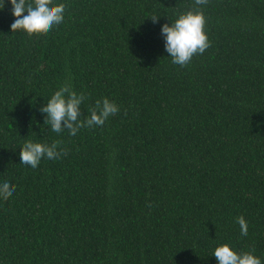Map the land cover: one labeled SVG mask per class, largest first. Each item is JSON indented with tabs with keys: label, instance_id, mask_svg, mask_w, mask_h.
I'll return each instance as SVG.
<instances>
[{
	"label": "trees",
	"instance_id": "trees-1",
	"mask_svg": "<svg viewBox=\"0 0 264 264\" xmlns=\"http://www.w3.org/2000/svg\"><path fill=\"white\" fill-rule=\"evenodd\" d=\"M54 2L49 30L12 32L0 11V179L16 185L0 264H216L221 244L264 264V0ZM190 10L210 46L181 67L160 27ZM65 84L81 119L102 98L119 111L52 132L40 109ZM25 141L60 155L33 169Z\"/></svg>",
	"mask_w": 264,
	"mask_h": 264
},
{
	"label": "clouds",
	"instance_id": "clouds-1",
	"mask_svg": "<svg viewBox=\"0 0 264 264\" xmlns=\"http://www.w3.org/2000/svg\"><path fill=\"white\" fill-rule=\"evenodd\" d=\"M11 8L13 19L10 23L12 32L26 29L28 31L49 30L63 23L65 4L54 0H6ZM197 5H203L207 0H195ZM5 7V0H0V11ZM158 16L151 18L153 23L159 21ZM205 16L203 11H187L162 24L160 34L164 40V51L173 64L185 66L196 54H202L210 43L204 31ZM85 97L73 91L65 84L56 90L46 101L40 111L45 114L44 123L52 132L62 133L65 129L75 136L82 127H100L109 116L119 111V106L108 98H102L96 107L84 119L80 118V106ZM63 121V127L61 122ZM20 163L35 169L42 159L54 160L59 157L57 144L51 145L39 142L25 141L19 148ZM16 185L10 178L0 179V195L7 196L14 192ZM242 236H247V223L243 217L237 218ZM216 264H262L259 257L251 251L236 252L228 244L217 245L212 252Z\"/></svg>",
	"mask_w": 264,
	"mask_h": 264
}]
</instances>
